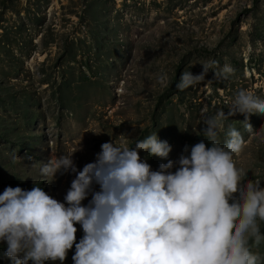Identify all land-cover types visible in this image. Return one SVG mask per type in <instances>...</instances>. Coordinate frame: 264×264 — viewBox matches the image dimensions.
<instances>
[{
  "label": "rangeland",
  "instance_id": "374dc122",
  "mask_svg": "<svg viewBox=\"0 0 264 264\" xmlns=\"http://www.w3.org/2000/svg\"><path fill=\"white\" fill-rule=\"evenodd\" d=\"M213 62L233 74L209 70L197 86L176 87ZM241 89L264 99V0H0V193L36 185L63 202L74 174L44 176V164L73 154L82 170L103 143L131 148L153 134L172 149L167 158L140 151L157 170L185 145L211 146L204 113L221 121V145L230 126L241 132L236 167L264 186V115L248 116L251 134L243 114L228 115ZM6 247L0 257L12 263ZM252 251L264 256V242Z\"/></svg>",
  "mask_w": 264,
  "mask_h": 264
},
{
  "label": "clouds",
  "instance_id": "9594fccd",
  "mask_svg": "<svg viewBox=\"0 0 264 264\" xmlns=\"http://www.w3.org/2000/svg\"><path fill=\"white\" fill-rule=\"evenodd\" d=\"M202 65L199 74L183 72L176 87L197 86L209 70L216 79L234 72L215 62ZM158 79L164 84L167 78ZM228 107L229 116H245L250 134L248 116L264 115V99L244 89ZM201 122L211 146L203 140L190 150L185 145L178 160L157 170L139 154L169 156L171 145L156 134L131 148L105 142L82 170L73 154L50 160L40 168L42 175L74 174L63 202L36 185L6 187L0 193L4 255L12 264H63L75 245L74 264H264V256L252 251L264 242V186L249 180L233 159L243 151L244 137L230 126L221 145L216 139L221 121L204 113ZM76 224L84 233L79 242Z\"/></svg>",
  "mask_w": 264,
  "mask_h": 264
},
{
  "label": "trees",
  "instance_id": "16d2710c",
  "mask_svg": "<svg viewBox=\"0 0 264 264\" xmlns=\"http://www.w3.org/2000/svg\"><path fill=\"white\" fill-rule=\"evenodd\" d=\"M1 193H2V191H1ZM0 264H12V263H9V262H7V261H4V260H2L1 257H0Z\"/></svg>",
  "mask_w": 264,
  "mask_h": 264
}]
</instances>
